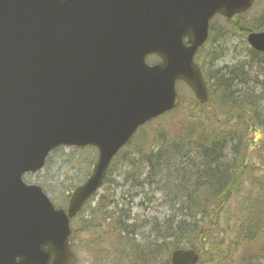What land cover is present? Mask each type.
Masks as SVG:
<instances>
[{"label": "water", "instance_id": "obj_1", "mask_svg": "<svg viewBox=\"0 0 264 264\" xmlns=\"http://www.w3.org/2000/svg\"><path fill=\"white\" fill-rule=\"evenodd\" d=\"M254 2L0 0V264L75 263L71 219L101 188L112 159L140 126L178 106L179 80L208 101L194 58L210 21L232 19ZM63 30L67 65L60 58L54 65L45 52ZM111 34L121 38L115 46ZM247 39L264 52V32ZM80 41L85 51L72 55ZM150 54L161 61L148 64ZM59 145L99 149L67 210L23 179L39 173ZM198 261L195 250L180 249L170 264Z\"/></svg>", "mask_w": 264, "mask_h": 264}, {"label": "trees", "instance_id": "obj_2", "mask_svg": "<svg viewBox=\"0 0 264 264\" xmlns=\"http://www.w3.org/2000/svg\"><path fill=\"white\" fill-rule=\"evenodd\" d=\"M242 16L226 24L244 37L250 31L264 30V12L256 26L236 24ZM249 57L254 63L224 65L215 71L211 96L217 102L213 107L202 106L193 97L186 110L183 104L173 111L170 128L157 126L160 132L155 142L147 144L148 134L144 132L129 151L115 159L109 175L115 172L122 183L115 181L113 193L108 190L97 203L101 210L115 205L114 211L99 219V226L94 224L98 218L87 223L91 238L86 244L82 242V246L91 248L95 243L106 248L105 240L114 238L122 251L129 250L123 264L165 263L173 250L183 247L197 249L201 255L210 254L206 264L216 262L210 244L221 229L223 214L229 211L233 199L240 196L242 182L258 167L255 161H250L252 156L264 155V108L259 103L256 78L249 72L245 80L240 79L242 72L252 70L254 64L264 73V54L249 49ZM205 74L209 84L211 76ZM219 114L225 117L221 121ZM258 133L261 134L257 136ZM155 184L157 187L151 190ZM119 187L128 188L130 197L118 195ZM140 195L143 203L157 204V210L142 220L131 218L130 214L133 200ZM141 201L137 205L143 207ZM261 206L264 203H253L250 210L245 209L250 215L249 225L256 222L257 212L252 210ZM100 228L104 234L99 233ZM134 235H141L142 240L137 242ZM250 235L254 236L253 232Z\"/></svg>", "mask_w": 264, "mask_h": 264}, {"label": "rangeland", "instance_id": "obj_3", "mask_svg": "<svg viewBox=\"0 0 264 264\" xmlns=\"http://www.w3.org/2000/svg\"><path fill=\"white\" fill-rule=\"evenodd\" d=\"M264 12V0H258L255 6L246 15H243L240 20H236V24L242 26H256L260 23V17ZM216 26L215 31H211V38L199 56L196 58L197 61L203 66L205 73L211 76L209 80V86L211 91L215 89L214 77L215 71L218 67L223 68L224 65H250L254 62L249 57V49H252L251 45L248 43L247 39L240 35L237 31L233 30L226 24V21L221 17H216L211 26ZM212 26V27H213ZM213 29V28H212ZM152 62H156V57H152ZM248 61L249 63L245 62ZM261 69L254 64V68L246 69L242 72L243 76L240 79L247 78L246 74L250 72L252 78H256L257 83V95L260 100V105L264 108V73ZM260 73V74H259ZM206 75V74H205ZM238 79V78H237ZM236 79V80H237ZM238 83V80H237ZM237 86V84H235ZM242 87V85L238 86ZM217 91V90H216ZM182 104H184V109H187V103L193 98L191 91L187 88H182ZM185 101V102H184ZM217 102L214 100V96H211L210 107ZM206 106V104H201ZM181 108V107H180ZM173 113V112H172ZM172 113L165 115L151 123L148 129L145 130V134H148L149 141H156V135L159 134L160 129L157 126L164 125L167 128L171 127L172 124ZM185 116V114H184ZM218 119L221 121L224 119V115H218ZM142 131V132H143ZM141 132V133H142ZM140 133V134H141ZM139 134V136H140ZM261 134V133H260ZM259 133L257 136L260 135ZM138 136V137H139ZM129 151V147L126 148ZM98 152L92 147L83 149H69L63 148L55 151L46 166V168L37 175H29L27 181L40 184L46 193L51 197L53 201L57 203H62L65 197L68 196L70 190L76 185L86 180L92 169L93 165L97 159ZM250 161H255L258 167L253 168L249 176L241 184L240 196L233 199L229 211L224 215L221 229L214 236L210 246L212 247L211 254L214 252V259L216 262L212 264H262L264 262V207H255L256 222L253 225L248 224L249 215L245 209L250 210V206L253 203H264V155L259 153L256 156H252ZM254 167V166H253ZM116 171V168H115ZM83 180V181H82ZM115 181L121 185V180L117 177L116 173L108 174L106 182L99 192V195L113 193V189L116 187ZM157 187L155 184L151 190ZM70 188V190H69ZM128 188H118L116 193L118 195L129 196ZM99 196V197H100ZM95 198L94 202L90 205V209H95L100 198ZM142 195L138 196L133 200L131 208V218L140 217L142 219L148 217V213H154L157 210V204L155 203H143ZM139 201L145 204L143 207L139 206ZM105 202H102V204ZM64 204V203H63ZM66 204V203H65ZM101 204V205H102ZM244 207L242 212H239L240 207ZM160 210V209H159ZM162 210V209H161ZM103 213L112 212V208H106L105 210H100ZM103 214H99L100 218ZM87 219L83 216L82 219ZM91 217L88 216V219ZM93 219V218H92ZM130 226L132 221H129ZM73 228L76 229V236L74 241V249L76 251L78 260L76 264H117L116 251L120 252V258L118 264H123L124 256H128L129 250L122 251L121 245L113 238L109 241V238L105 241L107 242L106 248L98 247L94 243L93 247L82 246L81 243L89 241L91 235L89 232L81 233V220L78 218L73 220ZM95 226H97L95 224ZM104 229L100 228L99 233H103ZM253 232V235L250 233ZM222 235V236H220ZM154 237V236H153ZM131 239V237H130ZM133 239L137 242L142 240L141 235H134ZM90 244V242L88 243ZM97 245L96 249L95 246ZM101 259L100 262L95 263L97 258ZM210 258V254L201 255V263H207ZM105 259V260H104Z\"/></svg>", "mask_w": 264, "mask_h": 264}, {"label": "bare ground", "instance_id": "obj_4", "mask_svg": "<svg viewBox=\"0 0 264 264\" xmlns=\"http://www.w3.org/2000/svg\"><path fill=\"white\" fill-rule=\"evenodd\" d=\"M119 42H120V40H119ZM96 88H97V90H98V86H97Z\"/></svg>", "mask_w": 264, "mask_h": 264}]
</instances>
